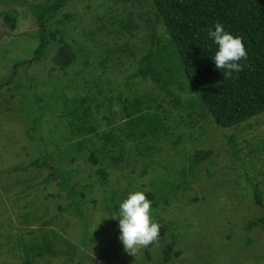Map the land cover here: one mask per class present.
<instances>
[{
    "label": "trees",
    "instance_id": "trees-1",
    "mask_svg": "<svg viewBox=\"0 0 264 264\" xmlns=\"http://www.w3.org/2000/svg\"><path fill=\"white\" fill-rule=\"evenodd\" d=\"M13 1L25 3L24 0H0L2 3ZM67 1L45 0L34 6L35 21L43 27L34 33L38 43L31 55L10 65L9 74L0 79V86L6 85L4 88L14 93L8 92L9 97L3 100L4 95L0 96V123L8 120L13 112L12 116L26 115L24 134L28 148L33 150L32 144L38 142L34 132L43 123L44 113H53L57 126L54 132L61 134L55 142L69 146L71 163L79 161V165L64 169L62 165L67 154L49 151L52 152L49 155L34 153L26 164L3 167L13 187L11 194L6 192L13 219L9 217L10 234L5 238L22 248L23 264H76L72 260L75 251L86 253L88 243L83 242L79 247L72 244L67 248L60 245L63 215L73 214L71 217L75 218L76 226L77 218L84 216L82 210L88 201L87 190L96 193L91 199L93 204L101 202L103 191L108 190L113 195L112 215L108 211L100 221L95 241L88 248L90 252L93 245L92 256L99 257L96 252L103 248L102 245L108 252L111 249L98 242L107 243L108 233L103 226L113 225L112 231L119 236L120 202L131 192L143 191L151 202V218L159 225L158 237L135 254L115 249L112 264H202L200 252L190 249L191 244L195 245L194 238H205L204 226L193 224L195 219L183 217L186 212L175 215L177 204L173 205V200L184 201L187 206L197 204L200 199L189 194L199 173L204 170L206 175H212L209 169L220 162V152H228L231 148L242 156L248 150L246 141L237 142V137L231 136L226 141L222 137L218 140L219 147L213 148L208 145L213 136L195 141L190 133L204 124H207L206 130H210L213 123L218 128L231 129L264 115V0H103L131 8L119 17H107L102 13L96 17L99 26L85 33L91 47H100L101 55L91 70L105 68L113 57L121 66L125 57L136 56L134 45L109 39L110 32L105 30L103 20L117 25L120 36L133 38L140 31L142 35L138 40L146 46L136 58L134 72L127 74L122 70L117 73L119 77L114 81L116 94L113 96H107L112 89L106 90L97 83L102 78L100 74L76 67L77 60L87 66L91 51L83 53L82 47L74 48L65 41L67 33L59 25L72 19L74 14L64 13L55 21ZM2 18L9 29H14L17 21L14 13L4 12ZM216 23L222 24L233 36L240 37L247 53L246 59L238 62L241 70L230 76H225L223 69H217L211 59L217 45L208 32L214 30ZM51 47H55V51L46 72L59 78L51 96L47 94L50 100H46L43 93L42 96L32 88V84H37L36 78L25 67L29 61L36 62L47 54ZM22 74L26 75L22 77ZM144 85L151 89L143 90ZM14 98H18V103ZM51 100L56 101L57 106L51 107ZM13 101L15 106H9ZM10 108L12 113L5 116L3 113L5 110L9 113ZM175 132H189L188 136L192 137L187 147L193 149L180 167L167 162L163 155L165 142L174 137ZM251 153L243 157L244 163ZM261 154H258V160H264V154ZM138 165L141 167L137 177L146 179L151 174L149 181L139 182V187L134 190L125 189L119 198V190L123 191L124 187H119L121 184L112 178L113 173L128 168L129 178ZM13 173L15 177L11 180ZM79 175L84 180L87 176L93 178L94 186L89 181L82 186L76 179ZM262 175L260 170L252 169L248 186L254 195V204L263 214L246 223L255 224L264 231V182L259 180ZM114 183L117 186H113ZM48 185L55 190L45 192ZM60 194L66 197L64 204L60 202ZM202 199L206 200L205 194ZM15 204L20 205L19 212H16ZM30 208H38L41 212L33 215ZM4 218L0 216V220ZM221 226L228 233L226 243L234 245L229 243L234 230L231 226L238 224ZM13 229H16L15 233H12ZM118 246L123 247L122 243ZM84 256L87 259L88 255Z\"/></svg>",
    "mask_w": 264,
    "mask_h": 264
},
{
    "label": "rangeland",
    "instance_id": "rangeland-1",
    "mask_svg": "<svg viewBox=\"0 0 264 264\" xmlns=\"http://www.w3.org/2000/svg\"><path fill=\"white\" fill-rule=\"evenodd\" d=\"M24 1L25 3H19L16 1H13L12 3L0 2V79L9 74L10 65L18 60L28 58L31 55L32 50L38 43L35 37L36 34L34 33L39 27H43L35 21L33 10L36 4L44 2L45 0ZM129 8H131L129 5H113L112 3H106L103 0H68L55 18L56 21V19L63 17L64 13L74 14L72 19L65 21L63 24L59 25V27L65 29L67 33L65 41L72 47H82L83 53L90 49L91 52L88 54L87 66H84L79 60H77V62H75L76 67L77 69L83 68L86 71L88 70L100 74L102 78L99 79L97 83L101 88L113 90L107 94V96H113L116 94L114 81L119 77L117 73L122 70L127 74L134 72L137 66L136 58L142 54L146 47L143 42L138 40V37L141 36L142 33L137 31V36L133 38H129L126 35L120 36L121 33L118 32L119 29L117 28V25L112 26L110 23H107L106 20H103V23L106 24L105 30L110 32L108 33L109 39H114L120 44L128 42L131 46L134 45L136 47V56L125 57L126 59L123 60L121 66L118 65L117 59L113 57V60L108 62L105 68H99L96 70L91 69L97 64V57L101 55L98 50L100 47L96 45L91 47L89 38L85 36V33L88 30H94L99 26L96 17L102 15V13H106L107 17H119L121 14H126V9ZM7 11L8 13L11 11V14L14 13L17 17L16 25L12 30L4 24L2 18L3 13ZM109 11H112L113 13H108ZM54 51L55 47L49 48L47 54H43L36 62L29 61L28 66L25 67V70H31L32 76L35 75L36 80L34 81H36L35 83L37 84L36 86L32 84V88L41 95L43 93L46 100H50V93L53 88H56L54 85L57 84L56 80L58 76L56 77L52 72H46L48 65L51 64V58L53 57ZM117 54L119 55V53ZM25 75L26 74H22V77ZM60 77L63 78L62 80L64 82H68L67 80H64L66 77L61 75ZM27 80H30V78H27ZM4 87H6V85L2 86L1 84L0 96L4 95L1 97L2 100L4 97H9L8 92L14 94L12 91H8ZM142 89H151V87L149 85H144ZM47 94H49V96ZM1 99L0 104L2 103ZM15 101L18 103V98H16ZM15 101L10 102L11 104L9 106H12V104L15 106ZM50 103L51 107L57 106L56 101L53 103L51 100ZM58 103L61 104L60 101H58ZM11 108L7 114V110L3 109L2 111L5 110V113L3 114L7 116L10 112L12 113ZM12 114H14V112ZM12 114L10 115L11 117L9 116L8 120L0 123V172H2L0 173V216L3 215V217H5L0 220V264H23L22 248L16 247L17 244L12 243L5 238V236L10 234L9 225L11 224L9 223V217L13 219V215L11 214L13 212L12 207H10L6 194H9V191L13 187L11 181L8 180L9 176H6L3 167L26 164L36 152H43L45 155H49V153L52 152L59 155L67 154L66 161L62 165L64 169L72 168L71 166L75 168L79 165V161H77V164L71 163L69 146H60L58 144H64V142L58 144L55 142L61 134L54 132L57 131V126L53 113H44L45 117L43 118V123L40 125L38 131L34 132L38 142L34 141L32 144L33 150L28 148L29 142L27 138H25L26 134H24L28 117L26 115L21 116L20 114L12 116ZM202 124L203 122L201 125ZM28 125L30 124L28 123ZM206 125L207 124H204V126L198 130L195 129L193 132L191 131L192 133L190 134L195 138V141L213 136L208 141V145L217 148L220 145L218 144V140H221L223 137L226 141L227 138L233 136L234 138H238L237 142L246 141L247 146L245 144V148L248 147V150L245 152L253 153H251V156L247 159L246 163H244L243 157L246 153L241 156L239 153H235L231 148L228 152H220L219 155H222L218 160L220 162L216 163L209 169V172L212 175H206L207 172L204 170L201 174L199 173L198 178L194 182L192 192L189 194L190 196H197L200 201L196 204V202H190L189 200L191 199L188 198V201L192 203V206H187L184 201L177 202L178 200L175 201V198L173 200V205H177L175 206L174 214L181 216L186 212L183 217L195 219L193 224H203L205 230H202L206 234L205 238H194L193 241L195 245L191 244L192 249H190L192 252H196V250L200 252L202 256H199L202 258V264H264V231L256 227L255 224L250 225L249 223H246L250 219L263 214L261 209L254 204V195L251 193L248 184L250 183L249 181L252 180V169L263 172V175L258 178L264 182V160H258V154H264V115L261 114L256 116L231 129H221L216 127L213 123L211 129L206 130ZM188 133L189 132H175V136L168 138L165 142V152L163 155L167 162L179 165V167L185 164L189 151L193 149V147H187V145L190 144V138H192L188 136ZM45 150L48 151L46 152ZM140 167L141 166L138 165L137 170L133 175H130L129 178H127V175L131 173L128 168L113 173L112 178L119 180V183L122 185L119 187H124L123 191L122 189L119 190V198H121L125 189L127 190L128 188H131L134 190L139 187V182L143 183L144 181H149L151 174L148 175L146 179L137 177ZM11 176V180H13L15 173ZM19 176H22V173H19ZM76 179L78 183L82 184V186L84 185V182L88 181L92 183V187L94 186L93 178L91 179L88 176L85 180L81 179L80 175ZM67 182L70 181L67 180ZM204 184L206 186L205 190ZM97 185L98 182L96 183V186ZM113 186L117 185L114 183ZM2 187L7 191H4ZM52 190L55 189L52 185H48V189L45 192ZM86 194L88 195V201L84 203L86 206L83 207L82 210L84 216L81 219L77 218L76 222H78L76 223V226L74 222L75 218L71 217L73 214H70V216L69 213L63 215V221L60 222L63 228L61 230L63 240H61L60 245L67 248L72 244L75 247H79L83 242L88 243L85 247L87 250L86 253L80 252L79 250L75 251V253L73 252L75 255L72 260H74L76 264H112L115 259L113 255L115 249H124L122 246H118L121 241L119 240V236L112 231L114 229L113 225L103 226L105 232L107 231L108 233L107 243L103 240L98 241L111 247L109 252L102 245L103 248L96 252L100 256L95 258L92 256L94 246L91 245L90 252L88 251V248L90 244L95 241V233L98 232V226L101 223L100 221L104 220V216L108 211L112 215L110 208L113 195L111 194V191L105 190L102 193V201L93 204L91 199L94 195L96 196L95 191L92 194L90 190H87ZM90 194L92 195L91 197ZM204 194L206 200H201ZM60 199V202L63 204L66 202L64 194H60ZM37 207L39 208L38 205ZM38 208H30V212L33 215H35L36 212H41ZM15 210L16 212H19L20 205L18 206L15 204ZM82 221H84V223ZM227 223L238 224L236 227L231 226L234 228V230H232L233 233L230 234L232 238L229 243H234V245L231 246L225 241V238L228 235L227 230L223 229L221 226V224L223 225ZM36 228L38 227H35V229ZM15 232L16 229H13L12 233ZM14 247L15 249H12ZM84 254L88 255L86 256L87 259L84 258ZM197 254L198 253H196L195 256H197ZM197 263H199V259Z\"/></svg>",
    "mask_w": 264,
    "mask_h": 264
},
{
    "label": "clouds",
    "instance_id": "clouds-1",
    "mask_svg": "<svg viewBox=\"0 0 264 264\" xmlns=\"http://www.w3.org/2000/svg\"><path fill=\"white\" fill-rule=\"evenodd\" d=\"M208 36L217 49L212 56L217 69L224 70L225 76L239 72L242 68L239 61L246 59L247 53L241 38L233 36L216 23L214 30L210 29ZM151 202L143 191L128 194L127 198L119 204V240L124 249L132 254L155 241L159 234V225L150 215Z\"/></svg>",
    "mask_w": 264,
    "mask_h": 264
}]
</instances>
